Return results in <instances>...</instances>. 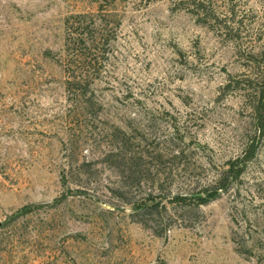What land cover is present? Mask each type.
Wrapping results in <instances>:
<instances>
[{"label": "rangeland", "instance_id": "obj_1", "mask_svg": "<svg viewBox=\"0 0 264 264\" xmlns=\"http://www.w3.org/2000/svg\"><path fill=\"white\" fill-rule=\"evenodd\" d=\"M187 1L0 0V264H259L264 134L219 198L169 199L217 187L259 134L264 0H204L207 24ZM79 19L83 98L65 68ZM152 202L162 222L133 212Z\"/></svg>", "mask_w": 264, "mask_h": 264}, {"label": "trees", "instance_id": "obj_2", "mask_svg": "<svg viewBox=\"0 0 264 264\" xmlns=\"http://www.w3.org/2000/svg\"><path fill=\"white\" fill-rule=\"evenodd\" d=\"M184 3V2H183ZM187 5L180 6L183 8H188L193 12L197 21L200 23H212L213 21L220 20L219 15L211 9V7L206 3L204 0H189L186 2ZM192 3V6H188ZM81 18V16H79ZM67 24H70V20H67ZM83 24L82 20L79 19L72 23L71 28L66 27V36H65V47L67 48V56L66 58V66L65 68L69 71L68 80L66 81L67 90L70 94L77 98H83V95H86L88 92V76L83 74V71L79 74L76 73V68L81 66L83 68V58L80 57L79 51L83 52V45L85 49L91 48L90 42L83 38V32L76 30L74 25L77 27ZM93 43V42H92ZM75 50H78L77 54ZM76 63V67H73V63ZM256 91V96L254 101L252 102L253 106V120L256 124V133L258 131V136H254L249 139L245 149L243 150L242 154L237 157V159L233 160L230 164V167L227 168L220 176V178L216 181V186L209 184L202 188L201 190L197 191L196 193L192 194H184V195H175L169 199V202L174 203L175 205L183 208L184 210H199L202 206L211 203L212 201L216 200L220 197L222 191L230 189L240 177L244 174L248 164L256 157L257 151L260 148L261 144V137L264 134V70H263V82ZM112 156L117 163L123 165L125 170L128 168L130 169V165L125 163L124 160L126 159L122 153H113ZM123 162V164H122ZM221 190V191H220ZM39 207V206H36ZM166 209V206H159V202H152L151 204L142 203L134 207V213L139 215L142 221L148 222H156L158 223L159 220L162 222L164 218L163 210ZM32 209L25 207L8 220L11 222H5L11 224L14 221H17L21 216L27 214ZM160 224V223H159ZM6 226V224L0 225V227ZM158 227V226H157ZM160 235V233L158 234ZM256 244V243H254ZM253 244V245H254ZM248 251L247 253H251V249L246 246ZM259 255L257 262L259 264H264V250Z\"/></svg>", "mask_w": 264, "mask_h": 264}, {"label": "water", "instance_id": "obj_3", "mask_svg": "<svg viewBox=\"0 0 264 264\" xmlns=\"http://www.w3.org/2000/svg\"><path fill=\"white\" fill-rule=\"evenodd\" d=\"M1 223V222H0Z\"/></svg>", "mask_w": 264, "mask_h": 264}]
</instances>
